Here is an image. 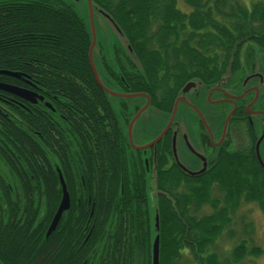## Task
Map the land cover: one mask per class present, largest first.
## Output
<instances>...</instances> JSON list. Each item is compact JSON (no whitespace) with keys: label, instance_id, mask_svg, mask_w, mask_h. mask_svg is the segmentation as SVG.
I'll use <instances>...</instances> for the list:
<instances>
[{"label":"trees","instance_id":"obj_1","mask_svg":"<svg viewBox=\"0 0 264 264\" xmlns=\"http://www.w3.org/2000/svg\"><path fill=\"white\" fill-rule=\"evenodd\" d=\"M95 1L124 32L143 68L140 73L129 58L116 54V67L107 64L101 70L102 83H114L107 74L110 67L122 72L130 92L146 91L162 108L187 71L225 63L235 50L238 61L245 44L264 47L260 1L249 6L241 0ZM89 45L86 22L64 0H0V72L18 77L0 73V84L29 89L50 104L32 105L0 89V264H151L157 235L159 264L253 262L261 250L249 249L246 239L238 237L229 245L220 241L224 233L234 237L233 219L242 204H257L264 213V173L248 148L223 155L211 171L198 176L176 165H160L157 206L150 212L144 181L137 175L121 178L120 166L114 164L116 150L108 148L104 126L98 123L107 95L90 70ZM43 138L50 149L61 144L60 169L72 200L68 221L62 219L48 238L60 192L54 161L39 143ZM91 140H96L95 150ZM74 144L80 154L77 181L72 180V155L66 151ZM106 151L111 154L109 166ZM53 153L52 159H58ZM92 156L98 164L90 161ZM42 198L50 213L37 223ZM93 203L91 229L87 222ZM7 207H12L15 222L26 210L32 215L7 227L2 223ZM114 214L120 226L104 228L103 221ZM244 229L246 234L247 225Z\"/></svg>","mask_w":264,"mask_h":264},{"label":"flooded vegetation","instance_id":"obj_2","mask_svg":"<svg viewBox=\"0 0 264 264\" xmlns=\"http://www.w3.org/2000/svg\"><path fill=\"white\" fill-rule=\"evenodd\" d=\"M236 51V50H235ZM233 51L234 57L232 58L233 61H226L225 63H210L208 64V69H200L195 70L191 72V70L187 71L186 74H183V76L179 77V79H182L179 83L180 87L179 89L174 92L172 89L171 93L173 95L172 100L168 101V104L166 107H159L156 104V98L153 96V98L149 96V94L146 91H132L129 86L127 87V81L124 76L121 74H116L115 72L111 71V68H108L107 74L111 77L112 81L114 83H109V86L112 87V92L115 94H122L124 97L119 96H112L114 98L118 99H125L129 97H125L126 95L129 96L131 94H146L150 98V103L153 104L155 107L163 110L167 116L168 121L164 128L167 127L172 112L174 110L175 103L178 99H183L182 101H179L177 104V109L175 115H177L181 108L188 110L189 112H192L195 117L198 119V127H197V141H198V151L195 150L193 147L191 148L188 146V149L191 153H193L198 160L200 161L199 164V171H201L204 166L205 170L202 174H207L209 171L212 170L221 160V157L223 155L229 154L231 151H237L238 146L236 144L237 142V136L238 131L236 130L235 125L236 124H243V129L241 131V136L245 140V145H243L241 151L245 148H248L249 154H251L254 157V161L259 166L261 171L264 173V170L260 167L258 160H257V150L256 145L260 139L261 142L258 147V151L260 154V157L262 159V162L264 164V137L262 138V132L264 130V89L262 88L261 82L258 79V74H247L242 76L239 73L240 69V62L235 61L236 52ZM108 65L106 64V67ZM129 66L131 64L129 63ZM136 70L134 71V73ZM127 73H131V69ZM126 74V73H123ZM225 75V78L223 79V76ZM118 76V78H117ZM233 77V78H228ZM140 78V75L138 74V77ZM141 80V79H139ZM138 80V81H139ZM188 83H194V86L189 88L188 91L183 92V88ZM244 86V88H243ZM227 88V89H226ZM114 89V90H113ZM26 92H29L27 94H33L35 102L27 101V103H30L32 105H36L37 103H41L46 107H49L50 104L45 102V97L43 95H38L37 93H34V91H31L29 89H26ZM205 93V95H204ZM204 95V104L208 107H214L215 111L213 110L210 112V115L206 119L201 115V113L197 110V107L195 106V103L197 100H202ZM157 96V95H156ZM257 96V98H256ZM141 98V97H139ZM145 101L144 105L140 108H134V111L130 110L128 108V105L124 102L120 103L121 112L119 119L116 118L114 115V112L112 111L110 104L107 99H104V110L101 111V119L98 121L102 122L105 133H104V139L105 142L108 144V148H114L116 150V161H114V164L116 162V165L120 166L119 171H122L121 178H123L124 175H126L129 179L133 178V176L137 175L140 177L142 181H144V186L146 188L145 184V173L148 170V164L150 161H156L158 168L160 165H162L163 168H171L175 167L176 161L174 160L175 155L173 154V141H178L179 135L178 132L175 133L173 130L174 125V119L172 121V124L169 128V130L162 136V138L155 142L156 139L161 135L162 131L159 135L155 137L150 143L146 145H135L132 136V127L130 124L136 117L137 113L146 105L147 99L145 97H142ZM131 99V98H130ZM155 102V103H154ZM170 102V104H169ZM226 105L225 110L221 111L218 106L220 105ZM180 107V109H179ZM198 111V112H197ZM201 115V116H200ZM175 117V116H174ZM228 120L227 126H226V132L224 134V127L226 125V121ZM217 125L218 130L214 133L212 125ZM60 130V128H58ZM72 131H75L72 129ZM26 134L29 139H32L34 135L29 131V129H26ZM61 135V133H60ZM46 138H43L44 142H39L41 147L44 149L45 153L50 157V160L54 161L52 162L53 167L57 173L58 176V183H59V195H60V201L56 207V209L50 214V220L49 225L46 231V235L48 232V229L50 228L53 219L59 209L60 203L63 198V190L62 185L60 182V177L62 178V181L65 186V190L68 195V208L63 211L60 215V218L56 224V227L53 231L50 232L52 234L57 227L62 225V222L64 220L68 221L70 217V210H71V194L68 190V186L66 184V181L64 179V176L62 174V171L60 169V158L63 155L61 144L58 149V144H55V150L50 149L47 144ZM58 139H56V142ZM91 144L93 149L95 150L96 143L91 140ZM155 142V144L148 149H143V147H146L150 145L151 143ZM115 146V147H113ZM77 145H73V149L70 147L69 149L66 147V151L70 150L72 159L69 161L71 164V177L72 180L77 181L78 174L75 168V165L78 164V161H80V154L78 153ZM55 151V154L59 157L58 159H52L53 158V151ZM248 152V151H247ZM97 156H92V159L90 158L91 162H94L95 165L97 163ZM104 162L107 166L112 165L111 162V154L106 151V154L104 156ZM100 165V162H99ZM126 172V174L124 173ZM198 171V172H199ZM158 172V170H157ZM201 174V175H202ZM94 176V175H93ZM115 178H117L116 174H114ZM96 180V178L94 179ZM82 185L85 187V190L88 188L85 185V182L82 178L81 180ZM56 195L58 193V190L55 191ZM79 194H81L80 191H78ZM75 191L73 190V196H76V200L79 199V197L75 194ZM57 197V196H56ZM43 199V198H42ZM91 197L88 199V203H91ZM94 203L91 209V214L89 215V220L87 222L88 226H91V229H93V224L90 225L89 222L91 221L92 213H93ZM8 214L7 218L10 221L2 222L4 226L12 227L14 225H17L21 219L24 218V221L27 220L32 213H30L28 210H26V214L23 215L20 214L17 217V222L11 218V212L12 207L6 208ZM50 213V210L47 208L45 201H41V206L39 207V211L36 214V221L39 223L42 219H47L48 215ZM1 215V212H0ZM65 216V217H64ZM3 216H0V219ZM25 224V223H24ZM64 226V225H63ZM120 226V222L117 218V215L114 214L112 217H107L103 221V227L106 229H111ZM107 232V231H106ZM105 232V233H106ZM45 235V238H48L50 236ZM87 263V261H85Z\"/></svg>","mask_w":264,"mask_h":264},{"label":"rangeland","instance_id":"obj_3","mask_svg":"<svg viewBox=\"0 0 264 264\" xmlns=\"http://www.w3.org/2000/svg\"><path fill=\"white\" fill-rule=\"evenodd\" d=\"M68 3L75 13L80 16L87 24H89V7L87 0H64ZM243 4L249 6L251 2L260 1L264 3V0H241ZM92 12H93V25L96 34V49L95 60L102 62L103 66L106 67L108 64L110 67H116V54L126 56L129 59L132 57L127 54V37L125 34H121L115 28V26L110 22L106 15L102 12V9L97 4L95 0H92ZM124 33V32H123ZM262 49V51H261ZM240 69L239 73L244 76L250 73L258 74V79L261 82L262 88L264 89V47H260L255 44H245L241 47L239 52ZM138 68L141 66L137 64ZM140 73H142L139 69ZM233 78V77H228ZM227 89V88H226ZM205 95V93H204ZM204 95L202 100H197L195 106L197 110L206 119L210 115V112L215 108L208 107L204 104ZM112 111L116 118L119 119L121 107L120 103L124 102L128 105V108L134 111V108H140L144 105L145 101L141 97L136 98H125L118 99L112 96L107 97ZM218 108L221 111L225 110L226 105H220ZM180 109V107H179ZM197 118L192 112L181 108L179 113L174 117L173 130L178 132L179 138L175 144V158L174 160L181 165L184 169L196 173L199 171L200 161L198 158L189 151L188 146L193 147L198 151V141H197ZM168 121L167 114L155 107L153 104L147 107V109L137 118L133 124L132 140L135 145H146L150 143L157 135H159L165 128ZM213 132L218 130V126L212 125ZM236 130L238 131L237 136V146L238 150L230 152L224 156L235 155L241 152L242 146L245 145V140L241 136V131L243 129V124H236ZM196 133V134H195ZM222 159V157H221ZM1 166V165H0ZM3 168V166H1ZM157 162L150 161L148 164V170L145 173V184H146V194L148 199V205L150 212L157 206ZM234 237L229 238L226 233L223 234L220 239L225 245H229L230 242H237L238 237L246 239L248 242L249 249L258 248L261 250L257 258H251L253 262L249 261L246 264H264V213L257 204H242L240 206L239 213L234 217ZM245 225H247L248 230L245 234ZM227 239L231 240L228 241ZM181 264H184L181 263Z\"/></svg>","mask_w":264,"mask_h":264},{"label":"water","instance_id":"obj_4","mask_svg":"<svg viewBox=\"0 0 264 264\" xmlns=\"http://www.w3.org/2000/svg\"><path fill=\"white\" fill-rule=\"evenodd\" d=\"M87 3H88V7H89V24L86 23L87 27H88V30H89V34H90V45H89V50H88V62H89V67H90V70L93 74V77L95 79V82L97 84V86L103 90L107 97L108 95L109 96H119V97H124V95L122 94H115L114 92H112V87H106L102 81H101V78H100V73H101V70L103 69V64L100 61H96L95 60V54L97 53V49H96V34H95V30H94V25H93V12H92V0H87ZM102 9V8H101ZM102 12L106 15V17L110 20V22L115 26V28L118 30L119 33L121 34H124L123 31L121 30V28L118 26V24L114 21V19L108 14L106 13L103 9H102ZM127 54H129L132 59H130L131 62H133L135 64V66L138 68L137 64H140L139 60L137 59L135 53L133 52L129 42H128V39H127ZM262 51V49H261ZM236 52V51H235ZM234 54L232 52L231 56H230V59L229 61H233V57H234ZM139 69V68H138ZM142 73H143V68L141 66V69H139ZM2 74H6V75H10V76H13V77H16L18 78L15 74H12V73H8V72H0ZM225 78V75L223 76V79ZM194 86V83H188L184 88H183V92H186L189 90V88L193 87ZM244 88V86H243ZM0 89L3 90V91H6V92H10L16 96H19L21 98H24L25 100L27 101H30V102H35L34 100V96L32 93L31 94H27L29 92H26L25 89H22V88H19V87H16V86H13V85H3V84H0ZM114 90V89H113ZM125 97H129V98H136V97H145L147 99V103L146 105L137 113L136 117L134 118V120L132 121V123L130 124V126L132 127V124L133 122H135L137 120V118L147 109V107L149 106V103H150V98L149 96L146 94H131L129 96H125ZM257 98V96H256ZM183 99H178L175 103V106H174V110L172 112V115H171V119L167 125V127L164 129V131L161 133V135L156 139L155 142L159 141L162 136L169 130L171 124H172V121L174 119V116H175V113H176V109H177V104L179 101H182ZM198 112V111H197ZM201 116V115H200ZM227 123H228V120L226 121V125H225V129H224V134L226 132V126H227ZM264 137V130L262 132V138ZM262 139H260L256 145V150H257V160H258V163L260 165V167L264 170V164L262 162V159L260 157V154H259V151H258V147H259V144L261 142ZM155 142L151 143L150 145L146 146V147H143V149H148L149 147L153 146L155 144ZM173 154L175 155V141H173ZM177 167H179L185 174L189 175V176H198V175H201L202 173H204V170H205V166L204 168L199 171V172H196V173H193V172H190L186 169H184L181 165H179L177 162L175 164ZM60 182H61V185H62V190H63V198H62V201L60 203V206H59V209L53 219V222L50 226V228L48 229V232H47V235L48 236L50 234L51 231H53L56 227V224L60 218V215L63 211H65L69 204H68V195H67V192L65 190V186H64V183L62 181V178L60 177ZM154 220H155V229L156 231H158L159 229V219H158V216L156 215L154 217ZM159 260H160V240H159V236L157 235L155 238H154V241L152 243V252H151V264H159Z\"/></svg>","mask_w":264,"mask_h":264}]
</instances>
